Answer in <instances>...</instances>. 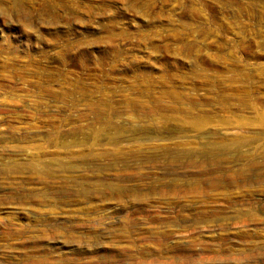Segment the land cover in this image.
<instances>
[{
	"label": "rangeland",
	"instance_id": "374dc122",
	"mask_svg": "<svg viewBox=\"0 0 264 264\" xmlns=\"http://www.w3.org/2000/svg\"><path fill=\"white\" fill-rule=\"evenodd\" d=\"M0 264H264V0H0Z\"/></svg>",
	"mask_w": 264,
	"mask_h": 264
}]
</instances>
